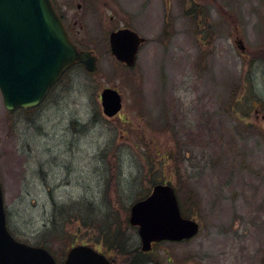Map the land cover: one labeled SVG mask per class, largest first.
<instances>
[{"label":"rangeland","instance_id":"1","mask_svg":"<svg viewBox=\"0 0 264 264\" xmlns=\"http://www.w3.org/2000/svg\"><path fill=\"white\" fill-rule=\"evenodd\" d=\"M55 1L99 59L93 73L69 69L36 108L8 112L0 94L10 234L58 264L79 244L112 257L100 236L139 247L129 209L167 183L200 230L156 244L144 264H264V0ZM123 26L146 39L130 69L108 43ZM104 88L122 98L113 118Z\"/></svg>","mask_w":264,"mask_h":264},{"label":"water","instance_id":"2","mask_svg":"<svg viewBox=\"0 0 264 264\" xmlns=\"http://www.w3.org/2000/svg\"><path fill=\"white\" fill-rule=\"evenodd\" d=\"M145 39L131 29L109 36L112 56L133 67ZM239 49L244 47L239 43ZM92 51L79 50L70 41L50 0H0V94L9 112L37 106L49 88L75 63L88 72L96 70ZM103 114L113 117L121 109V97L111 88L100 94ZM129 222L137 227L141 250L153 242H180L195 237L199 224L181 215L171 185L157 184L150 195L130 209ZM0 264H57L42 247L15 240L8 232L0 186ZM63 264H115L88 246H75Z\"/></svg>","mask_w":264,"mask_h":264},{"label":"trees","instance_id":"3","mask_svg":"<svg viewBox=\"0 0 264 264\" xmlns=\"http://www.w3.org/2000/svg\"><path fill=\"white\" fill-rule=\"evenodd\" d=\"M86 208L82 209L83 205H80V213L85 217L84 212H88L89 207L84 205ZM61 209V208H60ZM58 209V210H60ZM71 210V208H70ZM84 211V212H82ZM58 214H63L62 213V209L60 211H58ZM61 217V216H60ZM62 218V217H61ZM76 220L79 221L80 224L84 223V219L79 216H76ZM55 223L60 224L61 226H63V220H59V221H55ZM117 230V229H115ZM116 234L118 236H116ZM116 234L114 233H110L109 238L107 235L104 234V238L103 236H100V238L102 239V241L104 242V244L106 243V245H108V247L110 249H112V251H114V253L117 255L118 259L123 261V258L125 259L124 264H144V260H142V256H140V254L138 253V250L136 249H132V250H126L124 248V240L120 239V234L116 232ZM36 246H43L45 248H47L48 250H50L48 247L45 246V244L42 243H38L36 244ZM126 257V258H125Z\"/></svg>","mask_w":264,"mask_h":264},{"label":"flooded vegetation","instance_id":"4","mask_svg":"<svg viewBox=\"0 0 264 264\" xmlns=\"http://www.w3.org/2000/svg\"><path fill=\"white\" fill-rule=\"evenodd\" d=\"M52 1V5L54 7V10L56 12V14L58 15V17L60 18V20L62 21V24L64 25V28L66 29V32L68 34V36L70 37V39L73 41V43L77 44L79 47L80 45L78 43H76L72 37V32H73V25L72 23L70 22V18L68 17L67 15V12H66V9H63L59 6V4L57 3V1L55 0H51ZM78 8H80V6H78ZM81 9V8H80ZM120 28H129L128 26H123V27H120ZM120 28H116L115 30L117 29H120ZM72 34V35H71ZM84 50H91V49H88L86 47H84ZM94 51V50H93ZM95 53V51H94ZM96 55V53H95ZM96 246V245H95ZM140 254V256H144L145 253H142L140 250L138 252ZM147 254V253H146ZM145 254V255H146ZM107 256V255H106ZM108 259H114L113 257H109L108 256ZM116 260V259H115ZM116 262L119 264V262L116 260ZM124 264V263H123Z\"/></svg>","mask_w":264,"mask_h":264}]
</instances>
